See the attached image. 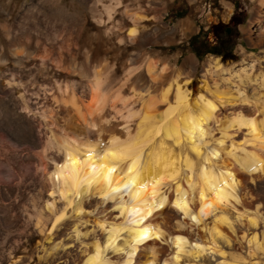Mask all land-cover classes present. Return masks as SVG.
<instances>
[{
    "label": "bare ground",
    "instance_id": "1",
    "mask_svg": "<svg viewBox=\"0 0 264 264\" xmlns=\"http://www.w3.org/2000/svg\"><path fill=\"white\" fill-rule=\"evenodd\" d=\"M107 1L87 4L94 25L84 18L81 37L94 30V36L118 43L157 45L191 30L188 19L171 29L160 24L164 0ZM252 20L260 26L248 28L247 40L264 47V0H257ZM1 29L5 43L13 42L0 52L2 65L15 69L40 61L37 43L10 37L6 24ZM240 51L236 61L211 55L202 61L201 87L209 95L198 87L193 110L188 85L196 77V61L187 59L189 76L181 79L183 70L168 71L167 64L145 58L131 81L147 92L137 94L142 112L135 122L132 107L118 108L120 93L109 68L91 64L89 51H83L82 60L63 52L64 66L49 80L29 82V92L25 78L1 73L17 96L11 107L27 112L38 125L36 136L13 120L7 127L18 142L40 143V186L47 184L50 192L35 207L34 227L44 237L41 251L48 250L44 263L177 264L178 254L195 256L213 247L223 258L217 264H255L253 259L264 264V48L259 54ZM142 57L136 54L132 61ZM49 149L55 153L46 163ZM237 201L242 212L231 220L226 208ZM215 210L211 225H202V216ZM133 211L134 224L124 225L126 212ZM119 215L123 222L115 224ZM184 216L194 217L205 236L192 231L194 224ZM121 230L127 236L124 254L106 257L108 248L121 251L114 245ZM228 233L247 245L245 254H232V261L217 246V240L228 243ZM75 253L76 261L70 256Z\"/></svg>",
    "mask_w": 264,
    "mask_h": 264
},
{
    "label": "rangeland",
    "instance_id": "2",
    "mask_svg": "<svg viewBox=\"0 0 264 264\" xmlns=\"http://www.w3.org/2000/svg\"><path fill=\"white\" fill-rule=\"evenodd\" d=\"M93 1L0 0V52L8 44L4 41L1 29V26L6 24L8 30L10 29V37H17L23 42L32 39L31 41L37 43L38 48L40 47L38 51L42 56L39 54L40 61L38 60V63L26 64L15 69L10 64L2 65L0 62V264H46L42 256L44 258L48 250L46 253L41 251L40 247L44 237L37 232L34 223L36 221L35 207L43 205L45 194L50 192L47 184H44L43 187L40 186L39 178L43 168L38 158L40 143L30 145L26 142H18L9 134L12 132L7 127L9 120L27 126V131L31 135L36 134L38 125L27 112L11 107V103L17 102V96L15 91L2 81L1 73L14 74L23 79L25 78L27 83H25L24 90L29 92V82L39 81L40 78V81L45 78L49 80L56 72L54 69L57 70L64 66L61 60L63 52L82 60L83 51H89L91 64H94L97 68L99 67V69L103 66L109 68L114 89H119L120 93L117 100L118 108L128 109L132 107L134 114L131 119L135 122L140 112H142L141 101L136 99L137 94L146 96L147 92L138 86H131V81L135 78L139 69L142 68L145 58L156 60L160 64H167L168 67L170 66L168 71L177 68L180 71L183 70L180 78L185 79L188 78L189 74L184 71V66H186L187 59L192 57L197 64V71L194 74L196 77L193 76L188 85V89L192 91L189 95V103H193L198 87L206 96L209 95L207 87H201L202 78L200 76L201 63L208 55L218 57L222 62L226 60L236 61L240 58V49L244 54L249 55L259 54L264 48L262 46H252L247 40L248 31L260 26V23L255 24L256 21L252 20L257 0H164L166 3L158 12V14L160 13L158 15L160 24L171 29L173 26H180L182 22L188 19L191 30L184 33L182 37L176 35L171 43L157 45L149 42L144 44H130L126 41L118 43L116 38L109 40L105 37L94 36L92 34L94 30L84 31V35L81 37L84 18H88L89 27L94 25L90 20L91 13L88 6L93 4ZM101 1L104 5L108 2L107 0ZM99 8L103 10V7ZM120 19L121 26L126 27L128 25L127 18L121 16ZM226 29H229L228 34L225 33ZM118 35L120 36V34ZM219 42L220 45H217ZM11 43L13 44V42ZM209 46H213V51L218 54L207 52ZM222 51L224 53L219 54ZM140 53L143 54V57L139 61L133 62L132 59L135 55ZM59 76L65 78L64 73ZM208 84V78H206L205 85ZM146 85L148 87L150 82H147ZM147 87L146 89H148ZM149 89L151 90V88ZM121 98L123 100H120ZM122 103L129 104V106L126 107ZM192 103L190 107L193 110ZM122 112L123 114L126 113V109H122ZM236 139L239 138L236 137ZM209 141L208 144H210ZM223 152L219 153L220 158L224 157ZM53 153L55 151L52 149L45 151L46 163L51 162L52 156L49 155H53ZM235 193L237 194V191ZM52 195L53 197L57 196V194ZM226 209L231 220L236 218L239 212H242L239 201L229 204ZM108 210L116 211L113 208ZM134 211L126 212L124 225L132 226L134 224ZM218 211L215 210L209 213V215H206L207 217L202 216V225L204 223L207 226L211 225L210 223L214 218L213 214ZM184 217L186 220L190 219L192 225L194 224L191 227L193 228L192 231H197L198 236H205L204 231L199 228L202 226L200 223L194 222L192 216ZM123 219L124 217L119 215L112 221L118 224L123 222ZM235 222L233 226L237 228L238 222ZM59 233L58 235L62 236L64 230ZM227 235L228 243L217 240V243H219L217 246L219 245L218 249L221 250L219 251L222 254L224 253L223 257L225 256L227 260L232 261V254H245L247 245L239 242L237 238L234 240V234L228 233ZM126 237L125 230H121L114 240V245L116 247L120 246L119 249L124 248L125 244L123 242ZM238 246L239 248H237ZM211 248L194 254L195 256L188 253L178 254L177 264H217L223 258L218 252L212 251ZM124 252L125 249L114 252L111 248H108L104 251V255L113 257L124 254ZM70 256L76 261L78 254L75 253V255L71 254ZM253 261L255 264H262L263 262L260 259H253Z\"/></svg>",
    "mask_w": 264,
    "mask_h": 264
},
{
    "label": "trees",
    "instance_id": "3",
    "mask_svg": "<svg viewBox=\"0 0 264 264\" xmlns=\"http://www.w3.org/2000/svg\"><path fill=\"white\" fill-rule=\"evenodd\" d=\"M217 45H220V42L219 43H217ZM213 46H209L208 47V49H207V52H209V53H213V54H218L217 52H215V51H213ZM224 52L222 51V52H220L219 54H223Z\"/></svg>",
    "mask_w": 264,
    "mask_h": 264
},
{
    "label": "flooded vegetation",
    "instance_id": "4",
    "mask_svg": "<svg viewBox=\"0 0 264 264\" xmlns=\"http://www.w3.org/2000/svg\"><path fill=\"white\" fill-rule=\"evenodd\" d=\"M225 33L228 34V33H229V29H226V30H225Z\"/></svg>",
    "mask_w": 264,
    "mask_h": 264
},
{
    "label": "snow or ice",
    "instance_id": "5",
    "mask_svg": "<svg viewBox=\"0 0 264 264\" xmlns=\"http://www.w3.org/2000/svg\"><path fill=\"white\" fill-rule=\"evenodd\" d=\"M109 171L111 172V171H115V169H109ZM193 219H195L194 217H193Z\"/></svg>",
    "mask_w": 264,
    "mask_h": 264
}]
</instances>
